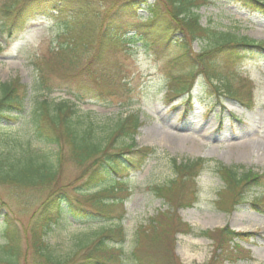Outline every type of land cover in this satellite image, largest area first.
Returning a JSON list of instances; mask_svg holds the SVG:
<instances>
[{
    "label": "trees",
    "instance_id": "1",
    "mask_svg": "<svg viewBox=\"0 0 264 264\" xmlns=\"http://www.w3.org/2000/svg\"><path fill=\"white\" fill-rule=\"evenodd\" d=\"M110 1L112 3L107 8L100 0H8L5 4V15L10 18L9 12L20 3V7L15 8L11 26H8L10 35L14 28L16 32L19 31L18 27L22 23L20 17L28 5L38 8L40 12L51 13L60 25L61 33L67 38L57 48H50L47 59L50 58L52 63H34L36 79L31 88L21 82L20 78L0 84V184L39 191L45 195L29 228L33 264H125L123 246L126 231L122 223L126 211L124 200L119 198L127 190L123 177L129 171H140L154 153L152 148L147 147L135 150L133 142L122 145L124 148L121 150L115 149L118 139H124L125 142L133 140L139 121L129 115L115 126L109 136L103 138L97 132L96 120L90 112H83L79 108L82 93L71 92L73 101L51 102L47 98L31 101L34 92H51L47 70L72 80H78L81 76L101 80L107 73L109 55L118 50L116 46L126 51L142 44L164 52L165 45L168 47L177 41L181 51L170 63L189 71L185 77H175V82L187 84L189 89V84L194 82L198 74H202L219 96L232 98L248 107L252 105L249 89L252 81L233 69L225 73L219 61L223 60L225 64L231 63L233 66L245 53L264 56V41L240 37L211 26L204 27L198 9L207 0H157L164 8L148 0ZM240 2L264 14V0ZM143 5H147L152 18L145 22L128 23L127 18L134 15L137 17L136 9ZM173 37H176L175 40ZM197 40L203 42L205 47L193 53L191 45ZM160 46L163 47L162 51L158 50ZM3 51L4 46L0 40V53ZM114 67L120 71V65ZM28 103H31L30 111ZM28 111L29 118H22ZM15 118L22 119V123H30V137L26 134L2 137L1 127ZM34 140L44 145H56V154H49L34 145ZM65 146L69 150L67 160L81 169L84 178L83 187L75 190L83 197L79 201L88 202L94 214L109 217L113 223L93 237L79 239L65 248V251H59L45 240L54 225L60 221L68 222V213L75 221L84 216L88 220L93 218L83 212L79 213L77 208L82 207L81 203L72 201L69 191L57 184ZM205 163L206 160L202 158L183 162L174 160L176 177L152 188L154 194L163 198L173 210L157 213L151 219L150 228L139 233L138 244L131 258L135 264H182L174 254L175 236L178 233H194V228L184 222L176 210L192 207L197 202V178ZM218 173L225 186L218 195L217 203L223 202L230 209L247 204L246 197L253 189L264 190V172L249 170L239 174L229 167L220 166ZM84 197H87L86 201ZM250 205L254 210L264 213V191L250 201ZM0 219L3 235L8 239L0 250V264H22L19 246L15 244L19 240V233L9 215L1 209ZM199 234L214 241V252L207 264L235 263L247 252L234 243L236 238L242 239L244 234L228 226L202 230ZM23 264L28 263L24 261Z\"/></svg>",
    "mask_w": 264,
    "mask_h": 264
},
{
    "label": "rangeland",
    "instance_id": "2",
    "mask_svg": "<svg viewBox=\"0 0 264 264\" xmlns=\"http://www.w3.org/2000/svg\"><path fill=\"white\" fill-rule=\"evenodd\" d=\"M7 1L0 0V40L4 46V51L0 53V84L20 78L31 88L36 79L34 63H52L50 58L47 59L50 48H57L67 38L61 33L56 18L28 5L20 17L22 23L18 27L19 31L16 32L13 27L14 31L10 35L8 26H11L15 8H19L20 3L9 12V18L5 15ZM148 1L164 8L157 0ZM100 3L107 8L112 1L100 0ZM136 11L137 17L134 15L127 18L128 23L145 22L152 18L146 5ZM198 13L204 27L211 26L240 37L247 36L264 41V14L240 0H207L201 4ZM179 37L180 35L177 36ZM174 38L176 37L172 39ZM176 43L178 42H173V45L170 43L168 47L165 45L164 52L142 44L132 46L131 50L126 51L116 46L118 50L109 55L107 73L102 80H92L86 76L72 80L45 70L51 92H34L30 99L35 101L47 98L51 102H59L73 100L71 92L82 93L83 99L79 107L85 112H91V117L97 123V132L103 138L109 136L119 121L127 115L139 117L142 124L134 136L135 149L152 148L154 153L140 171H129L123 177L127 190L119 198L124 200L126 211L122 223L126 231L123 246L125 264H135L131 258L138 244V235L142 230L150 228L151 219L159 212L173 210L163 198L154 194L152 188L166 184L176 177L174 160L183 162L198 158L206 160L205 167L197 178L199 198L192 207L176 210V214L194 228V233L176 234L174 254L182 264H207L214 252V241L201 236L199 232L228 226L244 234L242 239L236 238L234 243L247 252L235 263L227 264H264V213L254 210L250 205V201L264 190L253 189L246 197L247 204L237 205L232 209L223 202L219 203L220 207L217 203L218 195L225 186L218 173L220 166L229 167L239 174L249 170L264 172V56L259 53H245L233 66L231 63L225 64L223 60L219 61L225 73L233 69L252 81L249 87L252 105L248 107L232 98L219 96L214 86L200 74L189 84L190 93L182 92V87L187 84L174 82L173 78L185 77L189 69L171 65L170 61L181 51V46ZM191 46L193 53H198L205 47L198 40ZM162 49L160 46L158 50ZM115 65H120L121 71L116 70ZM81 78L83 79L80 80ZM31 103H28L29 111ZM29 111L22 118L28 119ZM21 120L15 118L4 124L1 127L2 137L17 134L30 137V123H22ZM149 129H155L157 136L150 139ZM166 134L179 139L176 140L179 145L172 148L158 142L156 137ZM160 140L166 142L162 138ZM128 143L124 139H118L115 149ZM248 143L253 145V156L238 160L230 153V149ZM190 144L196 147L190 148ZM34 145L49 154H56L57 146L54 144L44 145L34 140ZM68 153V147L65 146L63 166L57 184L65 187L73 197L72 201L80 204L83 197L75 190L83 187L84 178L81 169L67 160ZM44 198L45 195L39 191L0 184V209L9 215L19 233V240L15 244L19 246L22 264L24 261L28 264L34 263L33 252L29 246V228ZM86 199L84 197L85 201ZM80 205L82 207L77 208L79 213L92 216L91 220L84 216L75 221L68 213V222H58L45 236V240L59 251H65V248L79 239L93 237L95 233L113 223V219L109 217L94 214V209L88 202ZM1 223L2 219L0 250L8 242L3 235ZM7 226L10 230L9 225Z\"/></svg>",
    "mask_w": 264,
    "mask_h": 264
},
{
    "label": "bare ground",
    "instance_id": "3",
    "mask_svg": "<svg viewBox=\"0 0 264 264\" xmlns=\"http://www.w3.org/2000/svg\"><path fill=\"white\" fill-rule=\"evenodd\" d=\"M150 130V136H149V138L150 139H152V137L154 136H157V133H156V131H155V129H149ZM148 134V135H149ZM157 138V140H158V142H160L161 144H163V145H167V146H170V147H177L178 145H179V143H177V141L179 140V139H176V138H172L171 137V135L170 134H166V135H164L163 137H156ZM163 139L164 141H166L165 143H163L160 139ZM177 140V141H176ZM180 141H182V140H180ZM179 141V142H180ZM188 148H189V146H190V148H195L196 147V145H192V144H190L189 146L188 145H186ZM263 149V152H264V147L262 148ZM253 150V145H250L249 143L248 144H246V145H242V146H240V147H238V148H232V149H230V153L233 155V156H235V157H237V159L238 160H241V159H243V158H247V157H249V156H253V154H254V151H252ZM264 154V153H263Z\"/></svg>",
    "mask_w": 264,
    "mask_h": 264
}]
</instances>
